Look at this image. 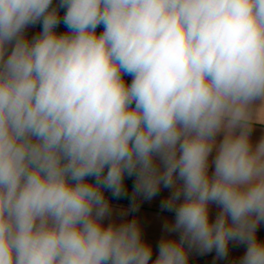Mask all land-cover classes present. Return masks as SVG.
<instances>
[{
	"label": "clouds",
	"instance_id": "9594fccd",
	"mask_svg": "<svg viewBox=\"0 0 264 264\" xmlns=\"http://www.w3.org/2000/svg\"><path fill=\"white\" fill-rule=\"evenodd\" d=\"M257 124L264 0H0V264H189L230 244L231 264H264ZM161 188L179 238L153 260L105 192L134 212Z\"/></svg>",
	"mask_w": 264,
	"mask_h": 264
},
{
	"label": "crops",
	"instance_id": "0c3cea01",
	"mask_svg": "<svg viewBox=\"0 0 264 264\" xmlns=\"http://www.w3.org/2000/svg\"><path fill=\"white\" fill-rule=\"evenodd\" d=\"M59 0H53V6H57ZM66 9L60 8L59 13L61 18ZM42 30L41 24H36L35 26H31L26 29V35L28 38L33 37L38 34ZM103 27L100 26L97 29V32H102ZM56 31L58 33L66 32V26L61 23L58 25ZM124 79L127 83H131L132 77L125 76ZM262 137H264V125L257 124L254 126L251 138L253 142H258ZM222 139V134L217 138ZM215 155V152L212 154ZM211 160V157H210ZM213 169L210 167L209 171L211 173ZM125 183L127 186L128 197L132 195L134 178L125 179ZM170 194V190L161 188V191L158 196L154 197L151 200H144L142 197H137V203L139 205L137 211H130V199L128 197H121L119 199L112 196L110 192H105L106 198L110 201L112 216L111 219L115 220L116 223H121L124 221H129L132 219H136L141 226L143 239L149 243L153 250L152 259L156 258L157 245L162 237H169L178 239L179 234L177 233H166L163 229V225L167 223H171L174 221V213L161 210V202L168 197ZM219 209L215 205H210V215L211 218H215V215L218 213ZM127 212L128 215L124 216L122 213ZM109 222L108 219L104 221L105 224ZM258 238L264 240V223L258 226L257 230ZM245 251L244 246L230 244L229 248V256L227 259L221 260L216 258L215 251L207 254H199L197 251L193 250L189 253V264H231V262L235 259H238L243 255ZM151 264V262H150Z\"/></svg>",
	"mask_w": 264,
	"mask_h": 264
}]
</instances>
